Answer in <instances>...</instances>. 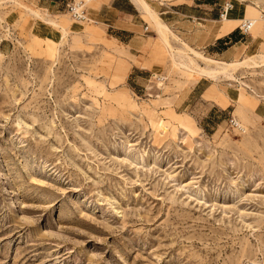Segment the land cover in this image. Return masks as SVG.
Returning <instances> with one entry per match:
<instances>
[{
    "label": "rangeland",
    "instance_id": "374dc122",
    "mask_svg": "<svg viewBox=\"0 0 264 264\" xmlns=\"http://www.w3.org/2000/svg\"><path fill=\"white\" fill-rule=\"evenodd\" d=\"M217 2L238 31L260 17L227 63H260L264 0ZM39 8L0 0V264H264V65L206 76L151 41L162 70L137 94L123 47ZM202 77L234 102L214 125L160 98Z\"/></svg>",
    "mask_w": 264,
    "mask_h": 264
},
{
    "label": "crops",
    "instance_id": "0c3cea01",
    "mask_svg": "<svg viewBox=\"0 0 264 264\" xmlns=\"http://www.w3.org/2000/svg\"><path fill=\"white\" fill-rule=\"evenodd\" d=\"M35 1L45 4L47 8L39 9L49 15L64 4L62 0ZM223 4L217 0H157L159 14H156L176 37L169 35L174 49L180 48L187 53L185 44L205 57L227 63L231 61L234 48L245 45L248 36H243L238 26L234 27L240 19L230 18L227 22L219 19ZM92 6L90 11L88 9V25L94 27V36L99 37L103 33L110 43L123 47L127 53L128 71L125 81L124 73L120 79L132 92L147 94L154 76L152 71L162 70L151 56V41H161L153 22L132 0H92ZM211 84L212 80L202 77L188 92L176 97L162 95L160 98L164 99L162 101L175 98L170 106L175 114L188 113L195 120L214 125L226 111L229 113L234 102L221 88L214 90ZM164 109L166 107L160 108ZM259 109L258 104L256 114Z\"/></svg>",
    "mask_w": 264,
    "mask_h": 264
},
{
    "label": "bare ground",
    "instance_id": "6f19581e",
    "mask_svg": "<svg viewBox=\"0 0 264 264\" xmlns=\"http://www.w3.org/2000/svg\"><path fill=\"white\" fill-rule=\"evenodd\" d=\"M91 0H88V2H90ZM139 8L140 10L149 17V19L153 22L154 27L156 29V32L158 34V36L160 37L161 41L166 45L169 46L170 50L172 52H174V50L172 49V47L169 44V35L172 36L173 38H176L173 33L168 29V27L166 25H164L161 21L160 18L158 17V15L156 14V12L148 5L146 0H132ZM238 2V1H235ZM252 14V13H251ZM231 18L230 16V12L227 13V17L223 20L224 22L229 21ZM258 18V17H257ZM256 17L255 18H250V23H251V28L250 31L253 27V24L256 23ZM260 18V17H259ZM258 18V19H259ZM229 19V20H228ZM247 22V21H245ZM243 22V23H245ZM77 23V22H76ZM80 24V23H78ZM81 25V24H80ZM65 27V28H64ZM61 27V31L63 32V34L65 32H67L68 30V26H64ZM66 35V34H64ZM184 47L187 49V53H184L185 56H187L188 59H191V56L193 57H197L199 59H201L204 62H211L215 65V68H207V69H203V68H190L189 70H192L193 72H196L198 74H202V75H206V76H215L217 74H222L225 76H229L228 75V69H231L233 67H239V66H243V65H247V66H258L260 65V63L262 65H264V54H260L258 55L259 57V62L261 60L260 63L254 61V59L252 57H250V59L241 61V62H231V63H226V62H222V61H218V60H213L211 58H207L205 56H203V54L197 53L195 51H193L191 48H189L187 45L184 44ZM179 53V51H177ZM257 57V56H256ZM257 60V59H256ZM182 67H186L187 65L185 63H180L178 64ZM261 66V65H260ZM264 67V66H263ZM187 68V67H186Z\"/></svg>",
    "mask_w": 264,
    "mask_h": 264
},
{
    "label": "built area",
    "instance_id": "2783aa9c",
    "mask_svg": "<svg viewBox=\"0 0 264 264\" xmlns=\"http://www.w3.org/2000/svg\"><path fill=\"white\" fill-rule=\"evenodd\" d=\"M88 0H65L64 5L67 13L69 14L71 20L77 23H87L88 22ZM232 9V6L226 3L220 10L219 19L223 21L227 17V13ZM251 23L245 22L239 26V31L243 34H247L250 31ZM230 123L233 127L237 128L235 120L231 119Z\"/></svg>",
    "mask_w": 264,
    "mask_h": 264
}]
</instances>
